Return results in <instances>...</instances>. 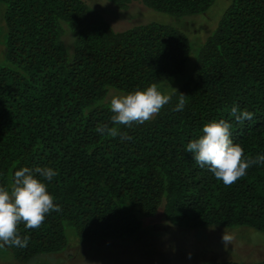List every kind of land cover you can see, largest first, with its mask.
<instances>
[{"label": "trees", "instance_id": "1", "mask_svg": "<svg viewBox=\"0 0 264 264\" xmlns=\"http://www.w3.org/2000/svg\"><path fill=\"white\" fill-rule=\"evenodd\" d=\"M105 1L119 11L135 1L186 18L191 33L188 23L217 0ZM213 28L194 34L193 45L167 24L115 30L87 0H0V52L7 60L0 66V185L17 168L53 167L58 175L48 191L62 209L47 214L38 229L20 226L30 239L25 248L6 246L12 261L28 264L68 251L67 225L87 247L162 234L147 222L158 213L183 234L208 228L264 233V165L224 186L186 151L205 123L223 119L245 155L264 154V0H231ZM175 76L170 104L151 121L121 127L131 140L96 131L110 124L111 92L153 83L163 92ZM179 93L188 102L174 112ZM233 105L253 112V120L237 123L229 115Z\"/></svg>", "mask_w": 264, "mask_h": 264}, {"label": "clouds", "instance_id": "2", "mask_svg": "<svg viewBox=\"0 0 264 264\" xmlns=\"http://www.w3.org/2000/svg\"><path fill=\"white\" fill-rule=\"evenodd\" d=\"M171 102L172 95L162 93L155 83L114 95L109 101L110 124L97 125L96 131L104 137L131 140V136L120 131L121 127L131 128L151 121ZM187 102V95L179 93L171 110L181 112ZM229 115L240 124L254 118L253 112L242 111L239 105H233ZM231 129L232 124L226 120H210L202 126L199 137L186 145L195 162L207 166L224 186H232L245 177L253 165H264V154L245 155L241 144L231 139ZM57 175L53 167L25 166L14 171L7 186L0 185V247H27L30 238L20 235V226L38 229L47 214L62 210L48 191V182ZM221 239L226 247L234 237L224 231Z\"/></svg>", "mask_w": 264, "mask_h": 264}, {"label": "rangeland", "instance_id": "3", "mask_svg": "<svg viewBox=\"0 0 264 264\" xmlns=\"http://www.w3.org/2000/svg\"><path fill=\"white\" fill-rule=\"evenodd\" d=\"M87 1L102 9L104 17L115 30H124L141 23L167 24L183 31L194 45V42L197 41L196 34L203 37L213 26L215 29V23L217 25L231 0H217L205 16L189 22L188 26L193 31L191 33L186 26L188 21L186 18L152 10L140 2H131L129 7L121 12L120 9H115L105 0ZM4 39L5 31L0 35V50L4 47ZM67 40L69 39L67 38ZM2 65H7L3 51L0 52V66ZM177 77L170 79L171 81L167 80V82L169 81L168 85H164L163 92H161L167 94L171 90L172 81ZM113 93H110L111 97L116 95ZM109 101H107L108 104ZM147 222L162 234H151L150 231V234H142L128 244L104 241L96 243L94 247L81 244L74 227L67 225L65 234L68 251L42 254L28 264H186L211 258L237 259L244 262L264 259V233L251 228H208L198 233L183 234L175 227L166 224L161 213L148 219ZM224 231L234 237L232 243L226 247L221 239ZM210 248L211 250H209ZM12 260L8 248L0 247V264H18Z\"/></svg>", "mask_w": 264, "mask_h": 264}]
</instances>
